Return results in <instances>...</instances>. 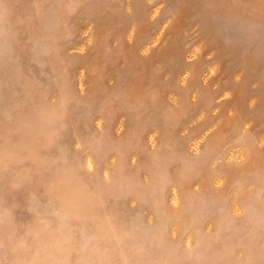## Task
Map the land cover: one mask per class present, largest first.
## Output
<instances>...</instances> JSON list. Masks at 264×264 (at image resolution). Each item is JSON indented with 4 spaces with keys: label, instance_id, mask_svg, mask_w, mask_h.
<instances>
[{
    "label": "rangeland",
    "instance_id": "374dc122",
    "mask_svg": "<svg viewBox=\"0 0 264 264\" xmlns=\"http://www.w3.org/2000/svg\"><path fill=\"white\" fill-rule=\"evenodd\" d=\"M0 264H264V0H0Z\"/></svg>",
    "mask_w": 264,
    "mask_h": 264
}]
</instances>
